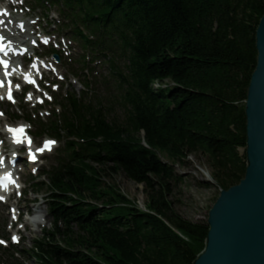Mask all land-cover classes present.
Instances as JSON below:
<instances>
[{
	"label": "trees",
	"instance_id": "obj_1",
	"mask_svg": "<svg viewBox=\"0 0 264 264\" xmlns=\"http://www.w3.org/2000/svg\"><path fill=\"white\" fill-rule=\"evenodd\" d=\"M65 4L93 30L103 26L118 35L125 60L118 98L124 118L109 120L100 108L72 102L66 126L88 143L81 153L74 151L75 163L62 174L50 175L55 224L31 254L38 264H194L209 226L173 209L171 182L181 180L174 165L203 156L222 190L245 177V108L264 0ZM166 80L175 86L154 89ZM109 170L145 186L147 211L104 185Z\"/></svg>",
	"mask_w": 264,
	"mask_h": 264
},
{
	"label": "water",
	"instance_id": "obj_2",
	"mask_svg": "<svg viewBox=\"0 0 264 264\" xmlns=\"http://www.w3.org/2000/svg\"><path fill=\"white\" fill-rule=\"evenodd\" d=\"M256 41L258 60L245 108L246 174L239 184L221 190L194 264H264V15Z\"/></svg>",
	"mask_w": 264,
	"mask_h": 264
},
{
	"label": "rangeland",
	"instance_id": "obj_3",
	"mask_svg": "<svg viewBox=\"0 0 264 264\" xmlns=\"http://www.w3.org/2000/svg\"><path fill=\"white\" fill-rule=\"evenodd\" d=\"M97 70L100 75H103L104 83L101 86L94 88V91L97 92V99L102 101L107 109H110L108 115L112 118V116L118 112V108L112 104L114 102L116 89H111L113 82L108 77V67L103 68V70ZM105 84H107V86ZM159 86L160 85H155L154 88L158 90L161 87ZM90 99L93 101V97L90 98V96H88L87 100ZM106 99L110 102H107ZM163 160L172 164V162L164 156ZM174 168L176 170V174L181 177V180L171 182V193L169 194L168 199L172 202L173 209L183 219L191 223H206L209 217V212L219 198L222 190L213 179L212 170L207 165L206 159L203 156H190L185 165L177 162L174 165ZM43 180L46 179L44 178ZM103 183L107 187H116L123 195L136 203L140 209H145L147 203V193L143 184L131 181L122 173L112 174L110 170L103 175ZM45 193L46 191H43L42 194ZM35 197L36 195L29 192L26 196L25 202L23 201L21 203V207H23L24 210L26 207H34L29 206L28 202H32ZM87 200L102 207L101 201H92L91 199ZM41 203L44 207V201L42 198ZM0 209L3 211L1 221H8L9 215L8 211H6L7 208L0 205ZM33 209H36V207ZM30 225L31 224L29 223V229L24 235L25 241L19 249L27 250L31 248L32 242L37 238H42L43 236V231L37 223L31 226L32 230H30ZM49 228H51V223L48 225L47 229ZM25 264L37 263L34 259H31L27 260Z\"/></svg>",
	"mask_w": 264,
	"mask_h": 264
},
{
	"label": "snow or ice",
	"instance_id": "obj_4",
	"mask_svg": "<svg viewBox=\"0 0 264 264\" xmlns=\"http://www.w3.org/2000/svg\"><path fill=\"white\" fill-rule=\"evenodd\" d=\"M45 42H47V41H45ZM10 98H11V96H10ZM10 131H12L14 134H16V137H17V143H21L22 142V140H21V134L23 133V128H21V129H10ZM28 143L29 144H31V139L29 138L28 139ZM55 143V141H47L46 143H45V148H50V146L52 145V144H54ZM44 149H39V151H43ZM36 157H35V155H33L32 156V159H35ZM0 199H3V197H0ZM14 239H18V238H15L14 237ZM0 243H4L3 241H0Z\"/></svg>",
	"mask_w": 264,
	"mask_h": 264
}]
</instances>
